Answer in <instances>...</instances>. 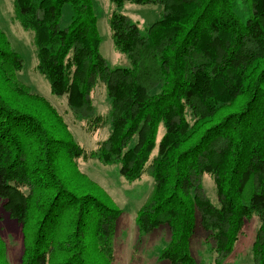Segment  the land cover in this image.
<instances>
[{
    "label": "trees",
    "instance_id": "obj_1",
    "mask_svg": "<svg viewBox=\"0 0 264 264\" xmlns=\"http://www.w3.org/2000/svg\"><path fill=\"white\" fill-rule=\"evenodd\" d=\"M158 4L147 34L124 14L109 18L116 49L129 68H111L100 51L92 0H14L15 18L34 32L37 70L51 93L67 96L73 115L93 134L111 123L96 149L80 145L59 109L19 77L23 56L0 28V197L23 235L22 264H115V198L80 166L118 164L129 182L148 174L153 187L136 214L139 231L167 226L160 257L196 264L191 239L202 228L224 264L258 217L252 264H264V0H112ZM73 15L61 27L65 4ZM104 84L108 117L93 93ZM160 124L165 133L156 156ZM217 187L220 206L203 178ZM0 264H11L0 231Z\"/></svg>",
    "mask_w": 264,
    "mask_h": 264
},
{
    "label": "rangeland",
    "instance_id": "obj_2",
    "mask_svg": "<svg viewBox=\"0 0 264 264\" xmlns=\"http://www.w3.org/2000/svg\"><path fill=\"white\" fill-rule=\"evenodd\" d=\"M98 17L101 35L100 51L108 60L111 68H129L130 59L126 54L115 48L109 18L113 12L127 15L136 23L143 34L148 33L149 27L161 18L162 7L158 4H138L126 1L121 7H116L112 0H92ZM236 13L245 22L248 18L247 6L241 0H236ZM73 10L71 4L63 7L61 27L70 25ZM0 28L3 29L12 44V48L24 58V67L19 77L29 84L32 89L47 97L64 115L69 123L75 139L80 145L91 150L96 149L98 143L107 138L111 131V123L97 132L90 134L85 131V120L73 115L67 105V96L51 93L48 80L37 70L38 56L34 41V32L24 29L15 18L14 0H0ZM97 113L108 117L111 110V100L104 84H99L93 93ZM165 133V127L160 124L156 146L151 159L158 152L159 143ZM81 168L92 178L101 183L115 198L123 213L117 221L115 238V264H170L161 258V252L171 240V233L167 226H160L148 233H141L136 227L135 217L138 209L145 201L153 187V178L144 174L141 179L129 182L120 173L118 164L103 165L97 159L80 160ZM206 195L216 205L220 206L217 187L209 174L203 178ZM0 197V231L8 245V257L11 264H22L23 235L21 226L13 219L3 205ZM197 231L191 239L190 254L196 264H213L215 258V241L211 232L202 228L197 217ZM259 227L258 217L248 221L243 234L235 244L231 255L224 264H252V245Z\"/></svg>",
    "mask_w": 264,
    "mask_h": 264
},
{
    "label": "crops",
    "instance_id": "obj_3",
    "mask_svg": "<svg viewBox=\"0 0 264 264\" xmlns=\"http://www.w3.org/2000/svg\"><path fill=\"white\" fill-rule=\"evenodd\" d=\"M135 221H136V217H135ZM136 225V224H135ZM136 227H137V225H136ZM116 259H117V256H116ZM116 259H115V262H116ZM164 264V263H163ZM166 264V263H165Z\"/></svg>",
    "mask_w": 264,
    "mask_h": 264
}]
</instances>
